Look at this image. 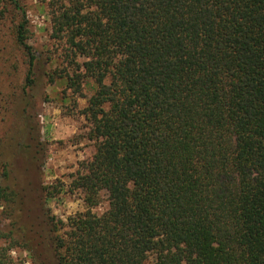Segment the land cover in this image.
Returning a JSON list of instances; mask_svg holds the SVG:
<instances>
[{
	"label": "trees",
	"instance_id": "1",
	"mask_svg": "<svg viewBox=\"0 0 264 264\" xmlns=\"http://www.w3.org/2000/svg\"><path fill=\"white\" fill-rule=\"evenodd\" d=\"M3 1L22 16L29 86L26 14L0 0V18ZM67 1L53 35L95 85V150L44 188L84 205L45 213L55 264H264V0ZM12 193L0 181V203ZM0 264H13L1 249Z\"/></svg>",
	"mask_w": 264,
	"mask_h": 264
},
{
	"label": "rangeland",
	"instance_id": "2",
	"mask_svg": "<svg viewBox=\"0 0 264 264\" xmlns=\"http://www.w3.org/2000/svg\"><path fill=\"white\" fill-rule=\"evenodd\" d=\"M27 20L26 43L37 59L31 85L23 48L16 41L21 14L3 1L0 18V178L6 192L0 205V249L13 264H55L45 213L56 220L82 211L80 191L67 187L44 199V188L69 184L90 160L95 141L83 114L95 85L83 75L79 55L68 54L65 37L53 35V16L67 0H18ZM53 2V5L51 4ZM102 192L91 211L108 208Z\"/></svg>",
	"mask_w": 264,
	"mask_h": 264
}]
</instances>
